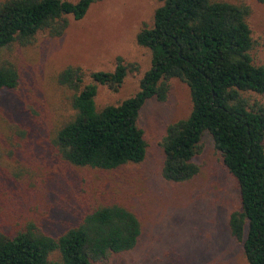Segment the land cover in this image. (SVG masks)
<instances>
[{
  "label": "trees",
  "instance_id": "obj_1",
  "mask_svg": "<svg viewBox=\"0 0 264 264\" xmlns=\"http://www.w3.org/2000/svg\"><path fill=\"white\" fill-rule=\"evenodd\" d=\"M96 1L0 3V50L27 46L41 32L62 36L70 20L83 19ZM250 14L248 6L227 1L165 0L152 26L136 38L151 50L152 65L135 96L117 105H97L100 87L116 93L128 74L138 71L121 57L113 72L67 67L59 73L58 83L70 91L75 113L57 131L53 146L60 160L77 168L116 171L141 164L148 148L141 111L151 99L165 102L169 82L180 80L189 87L192 111L167 128L162 175L173 183L196 177L200 167L194 158L203 151L204 135H210L239 189L241 206L230 215L231 235L243 243L249 264H264V65L252 55L256 40ZM19 84L17 69L0 64V96ZM141 233L139 219L125 206H97L59 237L34 223L14 232L0 230V264H52L53 253L63 264H95L133 250Z\"/></svg>",
  "mask_w": 264,
  "mask_h": 264
},
{
  "label": "rangeland",
  "instance_id": "obj_2",
  "mask_svg": "<svg viewBox=\"0 0 264 264\" xmlns=\"http://www.w3.org/2000/svg\"><path fill=\"white\" fill-rule=\"evenodd\" d=\"M219 1L250 8L256 40L252 55L264 65V3ZM164 2L97 0L83 19L70 20L62 36L41 32L27 46L0 50V64L12 65L20 75L19 86L0 96V230L14 232L34 223L59 237L95 207L118 203L139 219V242L95 264H249L243 243L229 228L231 213L241 206L239 189L213 138L205 134L202 139L203 151L194 158L200 167L196 177L173 183L162 175L167 128L192 111L185 83L172 79L165 102L151 99L144 105L139 124L148 148L141 164L116 171L77 168L60 160L53 146L57 131L75 113L70 91L58 83L59 73L67 67L113 72L121 57L138 71L129 73L116 93L100 87L97 105H117L135 96L152 65L151 50L140 47L136 38L152 26ZM49 261L63 264L59 253Z\"/></svg>",
  "mask_w": 264,
  "mask_h": 264
}]
</instances>
